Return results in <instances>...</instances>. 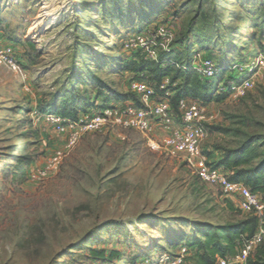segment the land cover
Masks as SVG:
<instances>
[{
	"label": "rangeland",
	"instance_id": "obj_1",
	"mask_svg": "<svg viewBox=\"0 0 264 264\" xmlns=\"http://www.w3.org/2000/svg\"><path fill=\"white\" fill-rule=\"evenodd\" d=\"M43 5L55 13L31 31ZM161 25L175 32L177 62L201 53L220 68L213 79L196 74L214 87L195 96L211 115L200 147L207 162L230 175L219 165L227 151L264 154V71L249 89L230 87L246 77L235 64L264 54V0H0V46L17 58L15 67L0 59V264H156L198 231L252 214L167 149L170 128L104 129L68 149L47 119L70 90L87 102L78 116L108 97L139 105L134 60L147 64L139 78H163L126 42ZM193 255L183 259L195 264Z\"/></svg>",
	"mask_w": 264,
	"mask_h": 264
},
{
	"label": "built area",
	"instance_id": "obj_2",
	"mask_svg": "<svg viewBox=\"0 0 264 264\" xmlns=\"http://www.w3.org/2000/svg\"><path fill=\"white\" fill-rule=\"evenodd\" d=\"M175 32L166 25L158 26L148 34H139L129 38L126 47L140 50L155 62H162L161 55L173 50ZM0 59L11 67L17 64V58L12 46H0ZM179 68H187L184 64L169 60ZM193 68L201 78H215L220 68L213 58L195 54ZM233 69L246 77L241 83L232 80V91L249 89L254 81L264 71V54L250 58L246 63L235 64ZM170 77L159 83L138 78L130 83L132 92L139 95L142 105L106 106L100 110L81 113L76 118L66 117L57 113H49L47 119L55 125L57 132L67 135V148L75 147L86 133L102 131L109 128L134 129L143 133H151L155 126L170 128V134L165 138V145L173 153H183L190 166L197 169L200 179L204 182L218 185L224 194L237 199L242 210L262 215L264 212V193L253 192L243 181L230 179L220 167L208 163L201 154V144L207 135V122L211 118L207 104L199 99L183 97L178 101L177 109L173 106L172 97L176 86ZM64 155L58 151L55 161ZM264 229L250 239H246L238 254L231 257L219 258L217 264H246L247 259L255 248L263 242ZM183 252L172 259L162 256L156 264H188L183 259Z\"/></svg>",
	"mask_w": 264,
	"mask_h": 264
},
{
	"label": "trees",
	"instance_id": "obj_3",
	"mask_svg": "<svg viewBox=\"0 0 264 264\" xmlns=\"http://www.w3.org/2000/svg\"><path fill=\"white\" fill-rule=\"evenodd\" d=\"M172 53L173 50L170 53L162 54L160 58L162 62L153 61L160 67V76L163 79L171 72L172 68L170 65H175L169 60L173 59L177 62L172 58ZM134 63H136V65L141 64L142 70H140L137 76L132 80L141 77L139 73L141 71L144 72L147 66L145 60H134ZM184 65L187 68L178 67V74L175 79L171 78L172 82L177 83L176 86H172V90L174 91L172 103L175 109H177L180 98L189 97L197 99L195 96H197L200 91L210 93L214 89L212 85L210 87L199 80L196 75V70L192 66L193 64ZM132 69L135 70L136 67L134 66ZM111 99L113 98H105L102 104H97L98 110L110 106L108 102ZM86 103L87 102L83 103L80 101L78 95H75L74 90H70L69 99L65 96L61 104H54L53 110H55L57 114L74 118L78 117V113L82 108H87ZM139 105H142L141 100ZM255 149L256 148L244 146L240 151H227L219 165L231 172L229 175L230 179L245 182L253 192L264 193V154L261 155ZM260 157L261 160L258 164H251L255 159ZM251 213L252 214L249 216L238 221L220 225H210L205 230L198 231L195 236L187 241V246L185 247L186 253H189L190 249L194 251V255L192 257L190 256V258L195 260V264H217L219 258L235 256L238 254L246 239L252 238L259 229H264V212L262 215H258L255 212ZM156 259H153L152 264L155 263ZM246 264H264V239L249 256Z\"/></svg>",
	"mask_w": 264,
	"mask_h": 264
},
{
	"label": "bare ground",
	"instance_id": "obj_4",
	"mask_svg": "<svg viewBox=\"0 0 264 264\" xmlns=\"http://www.w3.org/2000/svg\"><path fill=\"white\" fill-rule=\"evenodd\" d=\"M50 5V4H49ZM53 6V5H52ZM58 8V7H57ZM55 10L56 9H54L53 7L52 8H50L49 6H47V5H43V8H42V10H41V12H40V15H39V19H37L36 20V22L32 25V27H31V31L32 30H35L38 26H39V24L40 23H42V22H46V21H48V19H51L52 18V16L54 15V13H55Z\"/></svg>",
	"mask_w": 264,
	"mask_h": 264
},
{
	"label": "crops",
	"instance_id": "obj_5",
	"mask_svg": "<svg viewBox=\"0 0 264 264\" xmlns=\"http://www.w3.org/2000/svg\"><path fill=\"white\" fill-rule=\"evenodd\" d=\"M158 127V125H156Z\"/></svg>",
	"mask_w": 264,
	"mask_h": 264
}]
</instances>
